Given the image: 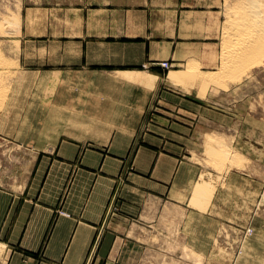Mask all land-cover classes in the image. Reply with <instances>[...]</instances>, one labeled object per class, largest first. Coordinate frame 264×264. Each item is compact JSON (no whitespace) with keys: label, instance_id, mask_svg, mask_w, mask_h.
Instances as JSON below:
<instances>
[{"label":"rangeland","instance_id":"374dc122","mask_svg":"<svg viewBox=\"0 0 264 264\" xmlns=\"http://www.w3.org/2000/svg\"><path fill=\"white\" fill-rule=\"evenodd\" d=\"M178 1L181 10H190L181 20L182 36L195 41L177 46L172 60L135 70L144 77L148 72L157 76L145 97L138 85L127 89L99 81L98 94H80L69 91L74 83L49 80L39 70L22 76L17 43L21 0H0V188L23 190L37 168L60 160L58 153H126L115 188L139 184L135 175L143 176L138 166L147 157L143 151L155 152L152 165L161 154L176 156L177 198L182 182L194 171V180L185 187H192L190 202L164 208L173 221L163 222L162 238L128 239L132 245L149 243L157 250L143 253L142 248L136 260L264 264V54L261 60L251 59L240 74L234 72L238 77L233 79V72L221 68L220 49L228 40L227 11L237 10L239 0ZM11 20L16 31L6 29ZM193 63L195 75L186 68ZM185 69L190 74L185 86L168 80L170 71ZM199 72L216 76L215 81H203L206 77ZM165 149L176 153H160ZM199 187L208 190L197 198ZM57 213L66 214L61 209ZM116 240L123 237L96 235L86 264H106V241ZM0 250V264H5L6 248L0 244Z\"/></svg>","mask_w":264,"mask_h":264},{"label":"crops","instance_id":"0c3cea01","mask_svg":"<svg viewBox=\"0 0 264 264\" xmlns=\"http://www.w3.org/2000/svg\"><path fill=\"white\" fill-rule=\"evenodd\" d=\"M178 3L21 0L17 37L21 74L39 70L49 80L64 78L74 83L69 91L80 94H98L99 81L116 82L127 89L138 85L147 97L151 91L146 88L152 89L156 75L148 71L145 77L140 75L153 77L147 85L122 74L172 60L177 46L194 43L195 38L182 36L181 20L190 10H181ZM164 151L160 153H176ZM143 152L147 157L138 165L143 176L135 175L139 184L134 187L115 188L126 153L89 151L58 153L60 160L37 168L21 191L0 188V244L6 248L5 264H86L96 235L123 237L106 241L105 254L110 255L106 264H142L136 260L137 253L152 250L153 245H132L128 239L162 238L163 222L173 221L164 208L188 205L192 187L186 188L194 180L190 171L192 176L188 173L182 182L179 196L185 202L179 200V184L173 182L178 172L176 156L161 154L152 165L155 152ZM58 209L66 214H58Z\"/></svg>","mask_w":264,"mask_h":264},{"label":"bare ground","instance_id":"6f19581e","mask_svg":"<svg viewBox=\"0 0 264 264\" xmlns=\"http://www.w3.org/2000/svg\"><path fill=\"white\" fill-rule=\"evenodd\" d=\"M237 8H238L237 10H232L231 11L229 9V11H227L228 12L227 14L229 15V18L227 19L228 25L226 27L225 26L224 27L227 28V31H228V32L226 31L227 33L225 35V40H226V38L228 40L223 45H222V43H220V45H222V47H223L222 48L220 46L221 47L220 50L223 49L222 54L220 56V58H221L220 59V64H221V68L222 69H226V71H231L233 73L237 72V75H238V73L240 74V71H242V69L246 70L247 69L246 67H250V65L248 66V64H252V63H250L251 59L255 58V60L256 59L259 60L260 59L259 57L263 56V54H264V0H239ZM228 15H227V17H228ZM11 18L14 19V17H12V16H11ZM12 20L11 21H7V23H6L7 26L6 27H8V28H6V29L12 30V31H16L17 29H16V26H15V22L12 21ZM224 20H226V19H224ZM6 29H5L4 32L8 33V32H6ZM0 31H1V33H3V30H0ZM190 63H189V65H191ZM189 65H187L188 67H186V68H188L187 70L189 71V69L191 68L190 71H193V74L196 73L197 70L195 69L196 66L194 67V63L192 65L194 67V69H193L192 66H189ZM187 70L185 69V70H182V71H174V70L170 71L169 75H168V80L172 84H175V85H179L180 83H182L183 80L186 82V79H184V78L189 77V75H190L187 72ZM231 72H230V74H232ZM184 73H188V76H186ZM199 73H200L201 76L204 74V76H202V78L206 77V79L203 80V81H205V82L215 81L216 76L214 77L212 74L210 76H208L207 74H205L203 72H199ZM122 75L124 77H126V78H129V79H132L134 81H138L140 83H144V84H147V85H150L151 81L153 80V77L149 76V75L146 76V77H149V78L142 79L141 76L137 72H133L132 74L123 73ZM235 75L236 74L234 73L233 79H237L238 76H235ZM219 78L220 77H218V79ZM221 78H223V76ZM192 79H194V78H192ZM227 79H228V81L230 80L229 77H227ZM221 80H223L225 82L224 78L221 79ZM184 81H183L182 84L185 86ZM223 84H219V85H223ZM190 85L191 84H189V86ZM205 85H207V84L205 83ZM204 86L202 85V87H204ZM202 87H199V88H202ZM211 140H212V138H211ZM208 145H210V144H207V147H208ZM210 146L212 147V145H210ZM213 146H214V144H213ZM211 147H208V149H210L209 151L214 152L213 148H211ZM206 185H208V184L206 183ZM199 186H201V185H199ZM207 187L203 188V189H201L199 187L200 190L197 191L198 196L195 194L197 196V198H199L202 194L205 193L204 190H206V189L208 190ZM206 196H205V198H206ZM202 199H203V196H202ZM200 201H201V199H200ZM0 252H1V250H0Z\"/></svg>","mask_w":264,"mask_h":264}]
</instances>
